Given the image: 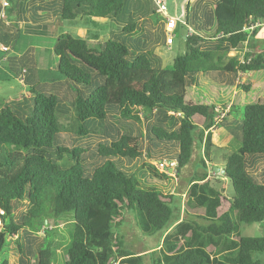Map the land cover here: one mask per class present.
<instances>
[{"label":"trees","instance_id":"obj_1","mask_svg":"<svg viewBox=\"0 0 264 264\" xmlns=\"http://www.w3.org/2000/svg\"><path fill=\"white\" fill-rule=\"evenodd\" d=\"M65 1L82 4L87 16L109 19L122 33L131 34L140 30L141 18L120 22L124 8L134 1L153 0ZM156 9L154 4L149 13L157 14ZM76 15L65 6L61 9V19L72 20ZM262 20L264 0H214L213 10L200 22L185 17L184 25L193 33L185 35L184 53L164 69L154 66L151 55L137 43L118 36L99 46L68 34L56 37L55 67L48 70L75 83V94L61 87L41 91L27 83L32 95L27 110L16 101H0V264H10L12 242L20 264L30 259L32 264H142L145 257L150 264H260L254 254L264 252V238L238 237L236 232L237 221L264 222V184L248 172L264 153V102H253L258 88L238 85L246 104L240 147L221 160V176L230 181L233 191L224 197L222 190L211 185L207 171L212 148L208 131L216 106L190 101L188 90L196 75L207 71L231 75L264 71V47L255 56L245 55L242 62L226 57L228 50L241 46L256 31L244 28ZM199 23H210L209 36H204L207 29ZM208 40L225 45L226 50L205 47ZM8 53L9 48L0 50V62H9ZM3 70L9 74L0 72V80H8L9 75L16 78L11 70ZM47 80L51 77L40 78ZM232 87L233 83L227 93ZM67 103L74 113V132L93 139V145L69 146L62 138L65 127L58 114ZM196 117L202 118V128ZM128 121H142L143 129L132 133L121 125ZM201 147L200 169L187 182L185 211L188 215V209H202V214L183 219L148 256H135L122 248L115 229L123 211L137 213L138 229L147 236L167 230L178 217H173L170 206L173 196L141 187L136 174L114 161L138 159L154 178L166 181L170 177L151 162L174 159L179 172ZM20 203L27 207L17 219L15 209ZM66 225L62 234L60 229ZM58 233L65 250L55 263ZM208 247L222 255L213 256Z\"/></svg>","mask_w":264,"mask_h":264},{"label":"crops","instance_id":"obj_2","mask_svg":"<svg viewBox=\"0 0 264 264\" xmlns=\"http://www.w3.org/2000/svg\"><path fill=\"white\" fill-rule=\"evenodd\" d=\"M4 1L7 2L8 5L2 8V2ZM63 6L67 7L68 10H70L73 13L77 12L78 15H76V17L72 20L61 19V9ZM213 8H214V0H186L184 1V3L180 5L179 8V12L181 14V17L179 18L181 20L180 24L184 25V19L186 16H189V18H191L193 22H197V21L200 22L203 19V17H205L206 13L211 12ZM176 11H178V9L176 10L175 8L174 12ZM86 14L87 11L82 4L79 6H75L74 3L65 0H0V46L2 44H4L3 46H7L9 48V54H10L16 48V47L13 48L12 43H14L15 45L19 43L26 45V48L23 49L22 55L18 54V56L16 57V59L19 60V66L13 65L10 58L6 56V60L9 61L8 63L9 65L7 64V66L10 69L7 68V66L5 67V65L3 67L11 70L14 74H16V79L17 78L20 79L21 83L23 84V87H25V90L22 91L23 95L20 96L18 99H16V102H18L20 108L27 110L29 108V98L32 97V95L29 94V87L26 84L28 83V84L36 85V82H32L28 74L34 72V69L37 67V65L39 69H41L43 67L41 64L43 62L45 63L46 61H48L51 64L50 69H54L55 66L54 64H52L53 63L52 47L56 37L60 35L68 34L77 38L85 39L91 45L99 46L103 41H106L114 36H118L115 35L114 32H117L119 29L121 31L122 29L120 26H118L116 23H114L109 19L100 18V17H90L87 16ZM153 14H155L159 18L161 17L159 14L156 13ZM2 18H4V21ZM77 23H79L77 25L78 27L75 26ZM138 24L140 26V30L136 29V31L137 32L139 31V33L143 31L142 37L147 36L149 33L154 32L158 28L164 33V37L166 40L165 22L163 19L154 22L153 20L148 18V16H143L141 17ZM57 25H60L59 26L61 28L60 30L56 29V27H58ZM198 25L201 29L202 28L207 29V32L204 33L205 34L204 36H209L210 32H212L213 30V27L212 26L210 27V23H206L205 25L199 23ZM188 29L189 28L185 27L183 33L184 36L186 35ZM136 31L131 34H136L137 33ZM103 36L107 37V39L103 40ZM125 39L131 42H135L136 40L133 37V35L129 37H125ZM138 39H140V37H138ZM203 45L205 47H209V49L214 47L217 49L226 50L225 45H218V43L215 40H208ZM137 46L139 45L137 44ZM263 47H264V22L261 21L260 25L256 28L254 34L250 36L248 40L242 43L241 46H239L238 48L233 50H228L226 52V57L234 58L237 61L242 62L245 55L249 54L251 56H255ZM43 52L46 53V59L42 58ZM26 57H28L27 60L25 61L26 63L20 62L23 60V58ZM155 58L158 66H160L159 60H161V57L160 56L154 57V61ZM1 64L2 63L0 62V66ZM21 68L25 70L24 74L23 71L20 72ZM254 74L257 75L256 78ZM22 77L24 78L26 83H23ZM241 78H245L246 82H241ZM195 79L196 80L194 85L188 90V98H189V92L191 91L195 99V101L193 102L201 103L198 99L197 90L200 91L201 85H204L208 89H211L214 92H216L218 95L217 100L213 99V104H215L216 107H221L222 109L228 111L224 121H222V123H220L214 129L208 131V133L210 134L212 148H214V146H216L221 141L220 136L222 135L224 137L222 139L221 146L223 148H226L232 143H235V146L237 148L236 151H237L240 147V142H239L240 121L233 119L231 115L234 112H236V106L238 107L242 106L243 108V106L246 104L245 95L239 89L238 85L244 84L246 86H251L252 88H258L256 94L253 97V102L254 103L264 102V71L244 72V73H235V74L233 73L232 75L222 73L221 71H207L206 73H201L196 75ZM232 83H233V87L230 93H227L228 87ZM201 99H202L201 100L202 103L203 101L205 102L204 98ZM10 100L12 99H6L4 102L6 103L15 102V100L14 101H10ZM216 101L223 102L225 105L222 103H220L221 105L216 104ZM229 112L231 115H228ZM199 119L200 121L199 123L198 122L197 123L199 125V128H202L203 120L200 117ZM225 128H227V130ZM235 128L238 130H235ZM237 131L239 132V135L237 134ZM205 134H207V131H205ZM201 152H202V147L200 151L197 150L194 153L193 159L190 163L192 164L191 165L192 171H194V165L198 163ZM211 152L212 151L210 150L209 156L211 161L207 162L208 177L210 178V180L216 179L214 175V173H216L215 171L214 173L212 172V174H209L210 171H212V168L214 169L215 167H217L219 169L218 173L220 174V171L222 170L223 167L222 161H217L214 157H212ZM142 163L143 162H141V164ZM184 169L185 168L181 169L178 172V179L177 180L174 179L176 183L178 182V180L181 181V179L182 182L188 180L187 177H183ZM248 172L251 175V177L255 179L258 183L264 184V153L255 158V164L252 167L248 168ZM184 196L185 195L183 194L182 197ZM180 199L183 200L181 197ZM181 212L182 213L178 214L177 220L167 230L163 231L161 236H159L160 239H158V241L155 243L153 249H149L147 247H145L144 249H139V246L136 249L134 248L131 250L127 248V245L133 246L135 243L141 244L140 240L143 239L141 238V233L138 232L137 230L138 215L132 209L123 211L122 217L119 219L120 220L119 225H121L124 219L130 221L128 222L129 224L126 225L125 235L124 236H122L121 234L119 235L115 231V237L117 238V240H119L118 243L122 246V248L129 251L133 255L148 256L149 253L156 251L161 247L164 237L167 234L173 232L177 224H179L183 219L186 220L194 219L190 215L194 216L195 214H202V209H198V211L195 209L193 210L188 209V215L185 209H182ZM154 235L156 234L153 233L150 236H154ZM136 236H139L140 240H138L137 242H133L135 241ZM182 243H183V239L181 238L179 244L181 245ZM210 253L218 258L222 255V252H217L215 248H214V252H210ZM144 261L150 263L148 257H145Z\"/></svg>","mask_w":264,"mask_h":264},{"label":"rangeland","instance_id":"obj_3","mask_svg":"<svg viewBox=\"0 0 264 264\" xmlns=\"http://www.w3.org/2000/svg\"><path fill=\"white\" fill-rule=\"evenodd\" d=\"M184 1H186V0H165L166 8H167V16L176 18L175 19L176 20V26H175V29L173 30V34H174L173 44L169 45L166 43L164 33L161 30H159L158 28L154 32L149 33L145 37H142L143 31H141L140 33L138 31L136 34H124L119 29L117 32H114V34L118 35V37L121 36V38L124 37V39H125V37H129V36L133 35V37L136 39L135 43H137L142 49H144L147 53H149L151 55V57H153V56L154 57H158V56L161 57V60H159L160 66H158V64L156 62V58H155V61H154V57L152 58L154 66L156 65L157 67H159L161 69L169 68L172 64L173 59L176 56L183 54L185 51V44H184L185 36L183 35V33H184L186 26L181 25L180 24L181 20L179 19L181 17V14L179 12V8H180V5L182 3H184ZM154 4H155L154 1H144V2L134 1L124 8V10H123L124 17L122 19L120 18L119 21L120 22H123V21L129 22L131 20V17H133L135 20L138 19V21H139V19L141 17L148 16V18H150L154 22H157L158 20L163 19V18L162 17L159 18L155 14L149 13L154 8ZM175 8H176V10L178 9V11L174 12ZM2 19L4 21V18H2ZM135 20H133V21H135ZM78 24L79 23H77L75 26H77ZM57 26L58 27H56V29L60 30L61 29L59 27L60 25H57ZM77 27H75V28H77ZM139 35H141V36H139ZM138 37H140V39H138ZM106 39H107V37L103 36V40H106ZM12 46H13V48L16 47L15 50H13L10 54L8 53L9 55L7 54L6 56H8L10 58L13 65L19 66V60H17L16 57L18 56V54L22 55L23 49L26 48V45H23L22 43L15 45L14 43H12ZM27 58L28 57L23 58V60L20 62L26 63L25 61L27 60ZM42 58L46 59V53L43 52ZM15 62H16V64H15ZM1 63H2L0 66L1 74L2 75H8L9 73L7 72V70H3V67H4V65L6 67L9 62H7V63L1 62ZM41 65L43 66L41 69H39V67L37 65V67L34 69V72H31L30 74H28V76H30V79L32 80V82H36V88L38 90L44 91L46 89L48 90L49 88H51L54 91H56V90H59V88L61 87L62 89H66L67 93L69 95L75 94V92L77 90L75 83L69 81L68 79L63 78L62 76H60L59 74H57L55 72H51L50 70H48V69H50V65H51L48 61H46L45 63L43 62ZM7 68H9V67L7 66ZM43 75L51 77V80L40 81V78ZM256 77H257V75H255V78ZM8 78H9L8 80H0V101L1 102L5 101L6 99H12L10 101H14V100L16 101V99H18L20 96L23 95L22 91L25 90V87H23V84L21 83L20 79L12 78L10 75ZM237 81H239V80H237ZM241 82H246L245 78H241ZM197 93H198V99L201 103H202L201 98H204L205 101L207 103H210V104H213V99H216V100L218 99L217 93L211 89H208L204 85H201V90L200 91L197 90ZM189 99H191L190 101H195L191 91L189 92ZM220 103L221 102L216 101V104L221 105ZM29 105H31V103H29ZM69 105L70 104L67 103L65 106V109L64 108L61 109L62 111H60V113L58 114L59 118L62 120V123L65 127V129L61 133L62 138L65 140L66 144L69 146L93 145L94 144L93 139H86V138L79 137L74 132V129H73L74 128V113L72 111V107H70ZM231 116L233 117V119H235L237 121H241V119H242V106H240V107L236 106V112H234ZM195 119H196L195 121L199 123V121H200L199 117H196ZM121 125L125 129L131 130L132 133H136L137 131H140L143 129V122L142 121L139 123L128 121L124 125L123 124H121ZM76 127H77V125H76ZM225 129L227 130V128H225ZM235 130H238V129L235 128ZM237 134L239 135L238 131H237ZM223 137L224 136L221 135L220 136L221 141L216 146H214V148H210V150L212 151L211 152L212 157H214L217 161H221L223 156H225L228 153L234 152L237 149L235 146V143H232L231 145L227 146L226 148H223L221 146ZM234 141H235V139H234ZM152 163L154 165L155 161L151 162V164ZM114 164L117 167L123 166L130 173L136 174V176L141 180L140 181L141 187L153 188L159 192H163L167 196H173V199H172V202L170 203V206H171V209L173 210V217L175 219L178 217L179 213H182L181 212L182 209H186V202L188 200V198L186 196L188 180L182 182V179H181V181L178 180V182L176 183L173 178H170L169 180H166V181L156 179L146 169H144L142 167V164H141L140 160H138V159H136L135 161L124 160V159L115 160ZM68 165H71V164L66 163L64 166H68ZM191 165L192 164L186 166L184 171H183L184 176L183 175L182 176L187 177V179H189L190 174H192V172H193L191 170ZM215 168H217V167H215ZM198 169H200V165L198 163H196V165H194V171H196ZM212 172L214 173L213 168L209 174H212ZM214 175H215L216 179H211V181H212V182H210L211 185L213 187L217 188L218 190H222L221 193H222V196H224V197H227V196L229 197L230 195H232L233 191H232V186H231L230 181L223 178L221 176V174H218V172L214 173ZM210 176H212V175H210ZM183 194L185 195L184 197H182ZM180 197L183 200H181ZM26 207H27L26 203H20V204L16 205L15 213H16L17 219H19L20 216L25 212ZM190 216L192 217L193 215H190ZM235 219H236V217H235ZM128 222H130V221L124 219L122 221L121 225H119L115 229V231L119 235L121 234L122 236H124L126 233V230H125L126 225L129 224ZM171 224H172V222L170 223V225ZM237 224H238V230L236 232V235L238 237H261V238H264V222L252 224V225H245V224L239 223L237 221ZM65 228H67V225H66V227H63L60 229L61 230L60 232L62 234H66L64 232L66 230ZM137 230H138V232L141 233V238H143V239L140 240L139 239L140 237L136 236L135 241H133V242H137L138 240H140L141 244L135 243L133 246L127 245V248L129 250L134 249V248L136 249L138 246H139V249H144L145 247H147L149 249H153V247L155 246V243L158 241V239H160L159 236H161V234L163 233V231L156 232L155 233L156 235L148 237L147 235L143 234L139 229H137ZM41 234H43V233L41 232ZM58 243L60 244V246H58ZM54 244L56 246V249H55V263H56V262H60L62 255L64 253V250H65V247H64L65 242L62 239V237L59 235V233H58V235H55V237H54ZM207 249L210 252H214L213 247H208ZM5 251H6V248H5ZM5 253H7V252H5ZM9 254H10V264H20L19 263V254H18L17 248L13 244V242L11 243V245L9 247ZM254 258L256 260H259L260 264H264V252L254 254ZM32 262H33L32 259L28 260V264H32ZM142 264H150V263H148L147 261H144Z\"/></svg>","mask_w":264,"mask_h":264},{"label":"built area","instance_id":"obj_4","mask_svg":"<svg viewBox=\"0 0 264 264\" xmlns=\"http://www.w3.org/2000/svg\"><path fill=\"white\" fill-rule=\"evenodd\" d=\"M156 5V12L159 14L164 22H165V34H166V43L167 44H172L173 42V30L175 29L176 26V20L173 17L167 16V8H166V2L165 0H153ZM8 4L7 2H2V8L6 7ZM260 25V21H256L253 24H250L246 29L249 32H252L254 29H256ZM192 30L189 28L186 32V37L192 35ZM1 51H7L8 48L1 45L0 46ZM215 117L213 118V125L210 128V130L214 129L215 127L218 126L219 123L223 121V119L226 117L228 111L225 109H222L221 107H215ZM155 168L160 171L165 173L167 176L170 178H173L175 180L178 179V171H177V162L174 159H161L158 160L154 163Z\"/></svg>","mask_w":264,"mask_h":264},{"label":"water","instance_id":"obj_5","mask_svg":"<svg viewBox=\"0 0 264 264\" xmlns=\"http://www.w3.org/2000/svg\"><path fill=\"white\" fill-rule=\"evenodd\" d=\"M262 21L264 22V20H262ZM214 171H215V172H218L219 169H218V168H214ZM220 174H224V170H221V171H220Z\"/></svg>","mask_w":264,"mask_h":264}]
</instances>
